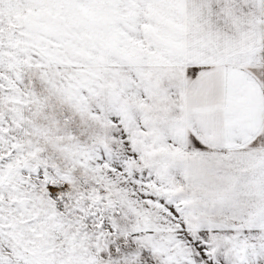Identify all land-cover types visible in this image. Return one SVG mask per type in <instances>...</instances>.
Returning <instances> with one entry per match:
<instances>
[{"label":"snow or ice","instance_id":"obj_1","mask_svg":"<svg viewBox=\"0 0 264 264\" xmlns=\"http://www.w3.org/2000/svg\"><path fill=\"white\" fill-rule=\"evenodd\" d=\"M0 264H264V0H0Z\"/></svg>","mask_w":264,"mask_h":264}]
</instances>
